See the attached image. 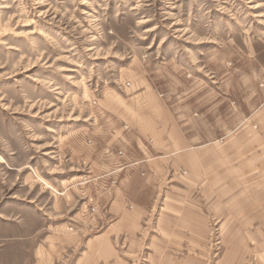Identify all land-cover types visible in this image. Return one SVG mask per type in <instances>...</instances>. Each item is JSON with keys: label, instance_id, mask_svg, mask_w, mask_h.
I'll use <instances>...</instances> for the list:
<instances>
[{"label": "rangeland", "instance_id": "obj_1", "mask_svg": "<svg viewBox=\"0 0 264 264\" xmlns=\"http://www.w3.org/2000/svg\"><path fill=\"white\" fill-rule=\"evenodd\" d=\"M263 85L264 0H0V264H264V172L238 126ZM177 162L217 183L183 188L206 251L156 229L178 188L120 171ZM120 190L155 204L136 237L112 234Z\"/></svg>", "mask_w": 264, "mask_h": 264}, {"label": "crops", "instance_id": "obj_2", "mask_svg": "<svg viewBox=\"0 0 264 264\" xmlns=\"http://www.w3.org/2000/svg\"><path fill=\"white\" fill-rule=\"evenodd\" d=\"M264 90V85L262 86ZM164 107V106H163ZM166 107V106H165ZM164 107V108H165ZM166 115L167 119L169 120V123L175 124V119L171 116L169 117V113L167 112L166 107ZM242 120L239 127L241 126V139L242 144H245L246 142L253 144V141H255V160L257 161L256 167L253 168V171L256 172H264V102L261 103L254 114L252 118L248 117H241ZM255 123V124H254ZM252 125L253 128H252ZM176 127V128H175ZM244 128H247L246 130ZM175 133V136L173 135ZM245 132V134H243ZM168 135L167 137L172 139L184 140L185 135L183 131L177 127L174 126L171 129H168L167 131ZM238 132L233 133L232 131L226 135L227 137H233V134H236ZM240 133V134H241ZM226 137V138H227ZM248 143V144H249ZM247 144V147L249 146ZM176 152L177 154H172V157L176 155H180L178 152V144L176 142ZM249 148V147H248ZM246 148V149H248ZM193 159H191V171L201 173L202 169L203 171L208 170L211 171L212 168L207 169L205 158L202 159L200 154L193 153L192 155ZM181 161H183L181 159ZM205 161V162H204ZM149 162V161H148ZM147 162V163H148ZM254 162V160H253ZM190 164V163H189ZM209 164V163H208ZM169 169L166 170V167H161L159 165L155 164H146L143 163L137 164V165H126L123 166L120 171L121 172H129V174L137 175L140 177L146 178L141 183L146 185H150V187L153 188H161L163 186L171 185V188L177 189V194L179 193V196H173L174 194H169L167 201L169 198H171L170 202H165L163 205L162 211L159 213L157 218V226L156 229L159 230V234H161L164 230L166 231V234H170L173 236H181L183 237L182 242L180 243L182 247L180 249L189 251V252H201L203 250L206 251V241L209 233V217L205 215V211L207 208H203L197 204H195L194 201H186V197H188L189 192L183 190L184 187H206V188H216V180L215 179H209L208 181H200L199 179H190L185 180L182 177L180 179L175 178L177 176H180V173L185 170V164L183 163H176L175 165H171L168 167ZM188 170V169H187ZM170 172V174L173 175L174 179H177V181L174 179H164V180H156L157 175L156 173L159 172ZM152 172V173H151ZM154 175H156V179H154ZM201 176V174H200ZM152 177V179H150ZM128 181V179H126ZM131 183V181H128V183ZM160 182L162 184L160 185ZM174 185V183H176ZM117 186L122 188H126L129 184L124 185L122 180H116ZM126 184V183H125ZM158 193V192H157ZM161 194V192H159ZM192 193V192H191ZM182 194V195H181ZM215 194V193H214ZM186 196V197H185ZM112 203V214L114 215V219L116 223L113 225V233L117 237L127 236V237H136L143 233V223L148 220V218L151 215V212L154 210L155 204L153 203H135L133 202L132 198L129 197L127 194H123V192L120 190L117 192V195L115 196ZM190 199H192L190 197ZM153 200H157V197L155 196ZM194 202V203H193ZM261 201L260 199H257L256 201H248L249 204H259ZM155 203V202H154ZM214 203L213 207L214 210H216ZM210 205V204H209ZM211 207L209 206L208 211H210ZM245 209V207H244ZM247 209H251L249 206ZM257 209V208H256ZM161 227L163 228L161 230ZM107 235V234H105ZM130 239L131 242H130ZM130 242V243H129ZM125 243L127 245L133 246L134 250L139 249L141 242L138 241V238H126ZM109 246V243H107ZM129 247V246H128ZM130 248V247H129ZM112 249L113 252H116L114 250V247L109 248ZM132 250V248H130ZM192 263H199V260L196 261V258L193 257Z\"/></svg>", "mask_w": 264, "mask_h": 264}]
</instances>
